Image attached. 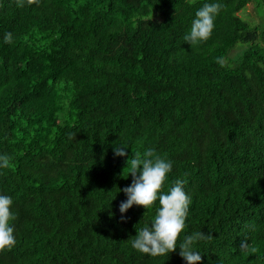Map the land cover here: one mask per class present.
Instances as JSON below:
<instances>
[{
  "label": "trees",
  "instance_id": "trees-1",
  "mask_svg": "<svg viewBox=\"0 0 264 264\" xmlns=\"http://www.w3.org/2000/svg\"><path fill=\"white\" fill-rule=\"evenodd\" d=\"M205 2L0 0V194L17 239L0 264H187L179 246L131 247L158 201L119 211L127 160L149 148L174 162L163 191L187 181L185 233L212 236L197 264H264V15H239L264 0H219L190 45Z\"/></svg>",
  "mask_w": 264,
  "mask_h": 264
},
{
  "label": "clouds",
  "instance_id": "clouds-1",
  "mask_svg": "<svg viewBox=\"0 0 264 264\" xmlns=\"http://www.w3.org/2000/svg\"><path fill=\"white\" fill-rule=\"evenodd\" d=\"M221 7L219 0H214L205 2L197 9L184 41L194 45L208 40L215 28V20ZM3 40L5 43H12L13 34L5 33ZM128 148L126 144L117 145L113 149L114 154L125 157ZM10 159L7 153H0V169L7 168ZM173 163L151 148L146 149L143 154L134 153L131 159L127 160L126 174V177L131 174L132 182L122 189L126 200L121 201L119 211L124 214L133 205H142L147 209L158 201L155 215L137 230V234L131 239V247L140 253L155 257L167 256L179 246V254L187 264H197L202 261L198 243L210 240L212 236L203 231L185 233L186 218L192 204V195L185 188L186 180L178 178L167 191L162 190L165 182L169 180ZM13 204L12 196L0 194V251L10 250L17 243L13 224L16 213L12 210ZM121 219L126 217L122 215Z\"/></svg>",
  "mask_w": 264,
  "mask_h": 264
},
{
  "label": "rangeland",
  "instance_id": "rangeland-1",
  "mask_svg": "<svg viewBox=\"0 0 264 264\" xmlns=\"http://www.w3.org/2000/svg\"><path fill=\"white\" fill-rule=\"evenodd\" d=\"M239 15H241L243 18H245L246 20L252 22V23H256L258 24L261 19H260V15H264V11L257 9L256 7V3H251L248 5V7L246 8V10L242 13H240ZM264 19V17H262Z\"/></svg>",
  "mask_w": 264,
  "mask_h": 264
}]
</instances>
